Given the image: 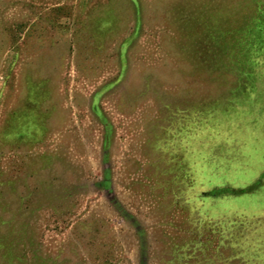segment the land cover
I'll return each instance as SVG.
<instances>
[{
  "label": "rangeland",
  "instance_id": "rangeland-1",
  "mask_svg": "<svg viewBox=\"0 0 264 264\" xmlns=\"http://www.w3.org/2000/svg\"><path fill=\"white\" fill-rule=\"evenodd\" d=\"M0 264H264V0H0Z\"/></svg>",
  "mask_w": 264,
  "mask_h": 264
}]
</instances>
